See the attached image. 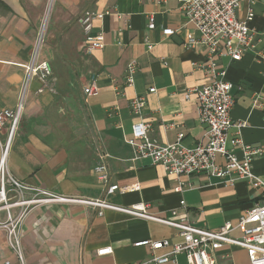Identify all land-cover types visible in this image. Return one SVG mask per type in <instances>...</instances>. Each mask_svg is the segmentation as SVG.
Returning a JSON list of instances; mask_svg holds the SVG:
<instances>
[{
    "label": "crops",
    "instance_id": "obj_1",
    "mask_svg": "<svg viewBox=\"0 0 264 264\" xmlns=\"http://www.w3.org/2000/svg\"><path fill=\"white\" fill-rule=\"evenodd\" d=\"M181 1L53 0L48 18L49 0H0V110L15 107L23 65L31 60L44 25L38 60L52 70L45 83L34 77L25 91L20 122L8 151L11 175L68 197L104 198L124 207L145 202L147 210L158 216H169L175 209L194 225L209 230L227 220L236 222L261 202V190L244 179L225 183L202 173L184 177L183 191L175 192L178 179L161 165L132 159L126 138L136 119L129 107L135 95L146 97L141 116L150 124L148 136L154 142L173 143L178 133H183L181 142L187 147L206 142L195 103L183 99L187 88L205 82V73L196 67L204 57V47L185 45L186 35L197 36V32L183 16ZM249 8L254 11L250 22L253 47L239 61L225 57L219 64L226 66V79L232 84L231 117L244 123L239 136L245 144L261 149L253 156L252 171L264 176V0L242 1L236 16L244 18ZM85 11L110 12L92 21L89 36L78 21ZM149 13H154L153 29L147 27ZM166 29L172 33L165 34ZM98 33L103 35L104 47L87 51L89 37ZM132 59L138 71L133 86H126L124 73ZM93 80L97 92L86 96L83 90ZM42 86L44 90L38 92ZM150 87L156 91L149 93ZM6 135L7 126L1 131V141ZM234 136L232 128L228 147H233ZM234 151L242 158L241 147ZM101 160L111 183L138 184L139 189L104 193L94 172ZM216 161L224 162L219 155ZM98 211L81 202L47 203L31 209L20 226L24 264L144 262L169 248L151 250L134 246L135 242L181 240L171 226L113 209ZM104 247H111L112 252L97 255L96 250ZM215 255L217 264H249L246 251L239 247L224 246ZM5 261L20 264L0 228V264ZM176 264H187L183 254L177 255Z\"/></svg>",
    "mask_w": 264,
    "mask_h": 264
},
{
    "label": "built area",
    "instance_id": "obj_2",
    "mask_svg": "<svg viewBox=\"0 0 264 264\" xmlns=\"http://www.w3.org/2000/svg\"><path fill=\"white\" fill-rule=\"evenodd\" d=\"M151 1L163 4L166 0ZM242 1L251 0H182L180 4V10L187 23H191L197 32V36L192 33L186 35L185 45L190 48L204 47V57L196 67L205 73V82L187 88L183 92V99L192 100L195 103L199 121L205 126L206 142L197 143L193 147L184 146L181 142L183 133H178L173 143L154 142L148 136L150 124L141 116L146 105V97L135 95L130 99L129 107L136 119L131 124V133L126 138V143L131 149L133 160L148 159L152 164L161 165L168 175L176 177L178 183L173 189L175 192L183 191L184 177L202 173L225 183L244 179L261 190V202L239 216L236 222L227 220L216 230H209L194 225L186 214L180 215L175 209L170 211L169 216H158L147 210L148 203L145 202L124 207L109 203L104 198L68 197L40 187L30 186L11 175L7 166L8 151L20 122L25 91L34 77L45 83V80L52 75L50 65L38 60V50L42 43V33L39 32L31 60L23 65L24 77L17 103L13 109L0 110V134L7 126L5 140L0 139V213L4 214V218L0 219V228L5 231L7 244L20 264H24L20 226L26 214L42 204L63 202H81L98 209V214H102L103 209H113L131 216L153 220L178 230L181 240L177 242H171L168 239L154 241L144 239L134 243V246H146L151 250L167 247L168 251L159 255L152 254L148 261L120 264H147L149 262L176 264V257L179 254L185 256L187 264H217L215 253L224 246L244 249L249 264H264V176L256 175L252 171L251 164L253 156L260 154L261 149L245 144L239 136L244 123L235 121L231 117L234 103L232 84L226 79V66L219 64L225 57L230 62L239 61L253 47L250 22L254 17V11L249 8L244 18H238L236 11ZM109 13V11L103 13L85 11L78 21L89 36L92 21ZM154 26V13H149L147 27L153 29ZM164 32L170 34L172 30L166 29ZM88 40L87 51L89 52L102 49L105 45L102 33L91 35ZM137 71L136 60H130L124 73L126 86H133ZM44 88L45 86H42L38 92H42ZM97 89L95 80H93L83 92L88 96L95 94ZM155 91V87L148 89L149 93ZM232 128L235 129V136L230 141L233 147H228L229 131ZM236 146L241 147L242 158L237 157L234 151ZM217 155L223 158V163H217ZM94 172L106 194L139 189L138 184L119 186L111 183L107 165L103 160L94 166ZM179 203L184 207L182 199ZM111 252V247L96 250L99 256ZM4 264H9V261H5Z\"/></svg>",
    "mask_w": 264,
    "mask_h": 264
},
{
    "label": "rangeland",
    "instance_id": "obj_3",
    "mask_svg": "<svg viewBox=\"0 0 264 264\" xmlns=\"http://www.w3.org/2000/svg\"><path fill=\"white\" fill-rule=\"evenodd\" d=\"M52 3H53V0H49V4H48V11H47V15H48V18H49V13L51 11V8H52ZM46 19V18H45ZM47 23V19L44 21V23ZM43 30V31H42ZM42 33V41L45 37V25L43 27L40 28V31Z\"/></svg>",
    "mask_w": 264,
    "mask_h": 264
},
{
    "label": "bare ground",
    "instance_id": "obj_4",
    "mask_svg": "<svg viewBox=\"0 0 264 264\" xmlns=\"http://www.w3.org/2000/svg\"><path fill=\"white\" fill-rule=\"evenodd\" d=\"M45 20H46V19H45ZM45 20H44V21H45ZM42 31H43V30H42Z\"/></svg>",
    "mask_w": 264,
    "mask_h": 264
}]
</instances>
